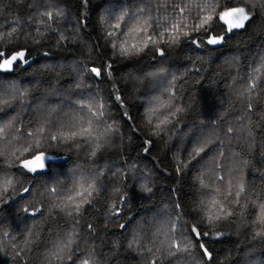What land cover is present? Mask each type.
<instances>
[{
  "label": "trees",
  "instance_id": "obj_1",
  "mask_svg": "<svg viewBox=\"0 0 264 264\" xmlns=\"http://www.w3.org/2000/svg\"><path fill=\"white\" fill-rule=\"evenodd\" d=\"M118 1L121 0H0V51L12 54L26 50L28 60L27 64L18 61L11 71L0 72L1 81L18 79L27 86L16 92L17 105L12 101L15 94L6 97L11 100L9 104H0L3 115L5 111L14 115L16 110H24L18 120L8 124V132L1 138L5 144L15 139L9 150L24 147L6 157L0 153V185L5 179L13 182L6 193L0 189V264H82L89 254L97 264H153L152 254L165 239L155 235L159 228L155 213L165 216V222L171 217L176 221L177 234L182 231L189 240L192 225H198L201 233L209 232L202 236V242L211 258L201 255L199 246L191 241L195 262L245 264L251 258L263 264L264 224L257 231L253 220L259 206L264 205V79L260 76L264 63H256L264 52V11L257 5L244 28L229 32L219 13L229 7L251 9L255 0H155L159 19L168 17L170 23L188 24L190 35L181 36L178 44H149L139 55L122 57L113 55L107 35L112 26L104 19L107 8L118 9ZM47 12L53 13L50 27L45 26L49 23ZM206 15H212L207 31H194L198 20ZM210 35L223 36L224 40L218 45H207ZM193 39L205 43L197 47L191 43ZM157 47L164 50V56L156 51ZM108 65L110 74L105 71ZM93 66L101 69L100 77L87 73ZM250 70L252 77L255 74L257 87L240 98L234 93L230 96L228 88L247 80ZM168 71L172 73L165 75V82H171L172 87L159 98L155 93L158 87L154 86L158 84L150 78ZM76 92L80 97L77 100L65 98ZM51 93V101L58 109L47 117L29 111L32 102ZM85 93L104 103L105 119L119 129L106 138L105 146L95 157L90 154L91 145L83 139L57 143L37 135L41 127L45 135L56 131L59 125L52 127L54 121L67 125L83 116L76 108L89 103ZM170 93L175 94L171 101ZM58 94L66 95L60 98ZM151 98L183 109L159 135L153 134L154 129L147 122ZM163 110L153 117V123L167 114ZM244 114L246 118L239 126L244 127V135L240 136L250 138L249 145L235 142L237 133L228 132L229 127H238L237 118ZM193 137H199L197 143L208 141L195 159ZM37 140L41 142L39 148L24 151L31 144L35 146ZM228 150L234 152L236 165L245 167L247 200L254 208L231 206L241 214L209 226L203 220L201 165L214 160L222 163L218 152L229 155ZM40 152L67 160H47L45 169L35 173L21 167V161L33 159V154ZM178 166H182L179 172ZM216 167L219 176L224 175L226 164ZM74 171L77 175L103 173L97 183L99 191L81 209L78 223L60 213L50 195L53 187L58 193L71 189ZM145 183L151 192L141 190ZM25 188L30 191L25 193ZM113 206L119 210L118 215ZM26 208L28 212L24 211ZM36 209L40 211L31 215ZM69 234L75 236L72 259H67L66 252L60 253L63 259H59V242ZM180 258L186 264L189 261Z\"/></svg>",
  "mask_w": 264,
  "mask_h": 264
},
{
  "label": "snow or ice",
  "instance_id": "obj_2",
  "mask_svg": "<svg viewBox=\"0 0 264 264\" xmlns=\"http://www.w3.org/2000/svg\"><path fill=\"white\" fill-rule=\"evenodd\" d=\"M243 2V0H241ZM259 5L262 11H264V0H255L252 8H248L247 6H239V7H229L226 10L219 13V19L223 20L227 25V31L231 32L234 29H242L245 26V22L251 19L252 10ZM181 13H183V9H181ZM41 16L45 15V13H41ZM49 23L45 25L46 27H50V22L53 18L52 12H47ZM57 16L60 14L57 13ZM127 15V13H125ZM147 14L144 10H141L138 13L128 16L129 21H134L132 26L128 29L127 32L123 31H111L108 32V37L111 40V48L113 50V55H119L122 57H130L133 55H139L140 52L144 51L145 48L149 46V44L156 46L158 44H178L181 36L187 37L190 35L188 31V24H183L179 21L176 23H170L168 17H165L163 20L159 18H151L145 19ZM212 20V15L202 16L194 27V31H199L204 29L207 31L206 25ZM115 30H120V24L117 23L113 25ZM151 29V34H149V30ZM16 31L15 28L12 29L14 33ZM143 34V42L142 46L137 43H128L129 36H140ZM9 36L11 33L8 34ZM124 36L123 40H120V37ZM167 37V38H166ZM63 39V36L61 37ZM224 40L223 36H213L210 35L207 39V45H218L222 43ZM197 47H200L201 44L205 43V41L201 39H193L191 41ZM156 51L159 52L160 56H164V50L157 47ZM47 55V53H45ZM25 51H17L12 54L8 52L0 51V71H11L14 68V65L19 62H23L25 64L28 63V60L25 58ZM264 66V64H262ZM111 66L108 65L105 71L110 74ZM160 68V67H157ZM257 72L259 69L256 70ZM87 73L93 74L95 77L101 76V69L99 67H91L87 69ZM85 73V74H87ZM146 78H149L146 75ZM155 81L156 84H161L166 80V77L156 76L154 78H150ZM175 77L173 76V80ZM252 83L246 84L244 90L240 93L241 96L246 94H250L253 89L257 87L255 74L252 78ZM79 86V85H78ZM172 87V83H168V87L166 90H170ZM117 100H120V97H116ZM175 99V94L170 93L169 100ZM3 100V96L0 95V101ZM164 108L167 111V114L163 115V118H158L157 122L153 123V116L160 112V109ZM249 109H251V104H249ZM76 111L78 113H83V116H78L75 118L70 124H63L59 121H54L52 123V127L59 125L56 131H50L47 135L44 134V128L41 127L37 135L43 136L44 140L50 142L57 143H68L69 141H76L79 139L85 140L89 145H91V156L95 157L97 152L105 146L106 138L109 136L115 135L119 132V129L112 124H109L105 119V105L103 102L99 101L98 98L93 97L89 99L88 104H80L77 106ZM183 109L180 107H174L171 104H159L158 106L150 107L147 112V122L154 129L153 134L159 135L161 132L167 130L166 126L172 123V119L175 118L176 114L182 112ZM233 129L231 127L228 128V132L231 133ZM31 136L32 133H29ZM208 143L207 140L197 143V145L193 148L192 159L199 156L201 152L204 151V144ZM41 146V142L37 140L35 146L30 145L25 148L24 151L28 152L35 148H39ZM77 147L79 145L77 144ZM147 151V149H145ZM222 155V153H221ZM50 157L43 152L39 154H33V159H25L21 161V167L26 169L30 173L37 172L39 169H44L46 167V162ZM191 163V160L188 161ZM182 166L177 167V171L181 170ZM210 171L215 174L216 169H210ZM103 173H92L86 174L84 172H80L78 175L73 172V187L68 189L64 193H58V189L53 187L50 189V195L54 198L53 206L56 207L60 213L74 223H78L79 216L81 214V209L85 204H90L93 193L98 192L99 188L97 187V183L100 180V176ZM208 172L203 173L202 178L199 180V183L202 188L208 189L209 185L204 182L203 176H207ZM147 179V177H145ZM215 180L221 184L227 183L229 186L228 196L232 195V181L225 179L224 176H215ZM11 179L3 180L2 185H0V189L3 192H7L9 187L12 186ZM141 190L145 192H151L152 189L146 183L141 185ZM30 189L25 188L24 192L28 193ZM214 195L211 196L210 199L206 202V210L204 213L203 220L209 226H214L216 222L220 220H226L228 217L232 216V210L230 207L226 208L225 204L221 202L217 197L219 195V189L211 190ZM244 193V186L240 184L238 186V190L235 192V203L239 204L240 197ZM227 199V197H225ZM260 215L258 217V222L264 224V205H260ZM218 209V211H217ZM113 210L116 214H119V210L113 206ZM25 212H28V209H24ZM40 209H36L31 213V215L35 216ZM179 219V217H178ZM89 229L92 228L91 225L88 226ZM124 225H121L123 228ZM181 228L184 225L180 226ZM178 233L176 221H174L171 217L160 225L157 232L155 233L156 237L163 236L164 240L160 241L161 246L167 249V252L170 256H177V253L181 252H189L192 247L191 241H195L201 250V255L211 258V254L208 252L207 248L204 246L202 242V236H208L209 232L205 231L201 233L198 225H192L189 228V234L191 240L184 238V233L182 231ZM261 233H257L260 235ZM4 237H9L8 233H3ZM178 241V242H177ZM75 243L74 234L67 235L66 238L62 239L59 242V250L57 253V258L63 259V256L60 253H67V259H72L71 246ZM77 247L79 245L77 244ZM151 252V249L149 250ZM80 259V257H77ZM97 264L96 260L92 255H88L86 258H83L82 264ZM155 264V261L153 262Z\"/></svg>",
  "mask_w": 264,
  "mask_h": 264
},
{
  "label": "rangeland",
  "instance_id": "obj_3",
  "mask_svg": "<svg viewBox=\"0 0 264 264\" xmlns=\"http://www.w3.org/2000/svg\"><path fill=\"white\" fill-rule=\"evenodd\" d=\"M144 1L146 2H151L153 5H149V6H146V4L144 3ZM155 0H121L120 2L118 1L116 3V7L118 8L117 10L114 9V6L113 7H109L105 10L104 12V19L105 21L107 22V24L110 26H112V31H123V32H127L128 29L132 26L133 23L127 19L128 16L130 15H133L135 13H138L140 12L141 10H144V12L147 14L146 17L147 19L149 17L151 18H159V14H158V11H157V7H156V4L154 3ZM212 1V0H211ZM166 2V1H165ZM119 3H123V4H119ZM155 5V6H154ZM207 6H211V5H207ZM150 8V9H149ZM149 9V10H148ZM125 13H127V15H125ZM247 22V21H246ZM245 22V23H246ZM119 23L120 24V30H115L113 28V25ZM151 32V29L149 30V33ZM125 37L124 36H121L120 37V40H123ZM143 42V34H141L140 36H129L128 37V43L129 44H132V43H137L138 45L141 44ZM233 60V59H231ZM264 63V52L261 53V55L258 57V60H257V65H260L261 63ZM255 69V68H254ZM0 72H7V71H0ZM250 72V75H248L247 77H249L247 80H242V81H239L240 85L239 86H231L228 88V94L231 96H237L238 98L242 97L240 95V93L242 92V90H244L246 84H250L252 83V76H251V72L252 70L249 71ZM172 72H167L164 74L165 75H169L171 74ZM261 77H263L264 79V73H262V75H260ZM162 85V86H160ZM160 85H154L156 88L158 87V90L155 91L156 94H158V97L161 98V95H163L164 93L168 92V90H166V88L168 87V83H166L165 81L163 83H161ZM27 86L19 81L18 79H8L6 81H1L0 80V95L3 96V100L0 101V104H9V102H11V100L9 101V99L6 100V97H12L14 96V94L16 95L17 93L16 92H20L22 89H25ZM161 87V89H160ZM244 87V88H243ZM154 89V88H153ZM59 96L57 97H60L62 98V96H65L66 94H58ZM23 96V95H22ZM85 98L89 99L91 98V96L87 93H85ZM51 98L53 99L54 98V94L51 93L50 95H47L43 98H40V100H36L34 102H32V104L28 107H30L31 112H36L38 113L39 115H41V113H43V115L45 117L49 116L51 114V112L55 111L56 109H58L55 105H53L54 103L51 101ZM68 101H70L71 99H74V100H77V98H80L79 97V92H76L74 93V96L72 97L70 94L66 97ZM84 98V97H83ZM154 98V97H153ZM86 99V100H87ZM17 100V95L16 97L12 100L15 104H16V101ZM88 101V100H87ZM159 100H155V99H150L149 101V108L152 106H155L156 104H159L160 102H158ZM158 102V103H157ZM59 104L61 105V102L59 101ZM155 104V105H154ZM0 105V107H1ZM33 106V107H32ZM164 108H161L160 111H164L163 110ZM17 111V112H16ZM15 114L14 115H7L6 114V111L4 112L5 115H3V112L1 113L0 112V153H3L1 155L3 156H8L10 154H16V153H19L20 150L24 147V146H16V147H13V149H10L9 150V147L10 145H12V142L15 141H6L7 144H5L4 142H2L1 138H5V134L8 132V124L9 123H13L15 122V120H18V115L23 113L24 110H16ZM157 115V114H156ZM156 115H154L153 117H155ZM246 118V114H244L243 116L241 115L239 118H237V121L236 123H239L235 128V130H233V133H237L236 136H238V139L235 138L234 141L237 142V141H242L244 142L245 144H250L252 143L251 142V139L250 138H247V139H242L243 136L241 137L240 135H244L242 133V130H244V127L242 126V129L239 128L242 120ZM224 130H222L223 132ZM189 140V139H188ZM191 140V139H190ZM189 140V141H190ZM194 144V147L197 145V142L199 141V137H196L194 138L193 137V140H191ZM186 143H187V140H185L184 142V146H186ZM32 145V144H31ZM183 146V147H184ZM193 147V148H194ZM227 152H229V155H227L226 153H221L218 152V157L222 160V163H217L213 161H210V162H207V164H205V162L201 165L202 166V171H201V174H200V179L202 178V175L203 173L205 172H208V175L207 176H203V179H204V182L206 184L209 185V188L208 189H204V198H203V201H202V207H203V214L205 213V210H206V202L208 199L211 198L212 195H214L215 193H213L211 190L212 189H219V195H218V199L223 202L225 204V207L228 208L231 206L233 207H241V209H247L248 207H252L254 208V205L250 203V200H247L248 199V196L249 194L247 193L248 189H247V182H246V178H245V175L243 173V169L245 168H242L241 166L239 165H236V162L237 159L232 156V155H235L234 152H230V150H228ZM7 154V155H6ZM223 163L226 164V167L225 169H223L224 171V176L226 181L227 180H231L232 181V188H231V191H232V195L231 196H228V191H229V186L227 183H224V184H221L219 182H217L215 180V176L219 175V172H217V167L216 165H222ZM45 169V168H44ZM210 169H216L215 171V174H213ZM38 170H42V169H39ZM240 184H243L244 186V193L242 194V196L240 197V201H239V204H236L235 203V192L238 190V186ZM247 190V191H246ZM225 197H227V199H225ZM249 201V202H248ZM254 203V202H252ZM256 204V203H255ZM232 210V208H231ZM218 211V209H217ZM232 213L233 215L234 214H241V213H238V212H235V210L233 211L232 210ZM260 215V211H258V216L256 217L255 220H253V224L255 227H257V231H260L259 229V226L261 225V223L258 222V217ZM154 218H156L158 221L156 222L158 227H160L161 224H163L165 221V216L159 214V213H155L153 215ZM157 225H154V226H157ZM259 229V230H258ZM256 230V228H255ZM186 238V237H184ZM188 239V238H186ZM178 242V241H177ZM158 252V253H156ZM156 252L154 254H152V257H151V260H154V261H157L159 262V264H186L181 257L185 258L187 260V258H189V261L187 262V264H200V262H195V260H193V254H192V251L190 250L189 252H181V253H177V256L173 257V256H170L167 252V249L165 247H162L161 246V243L158 244L156 246ZM185 260V261H186ZM182 261V262H181ZM260 262V260H257ZM256 260L254 259H247L246 263L245 264H258ZM264 264V263H263Z\"/></svg>",
  "mask_w": 264,
  "mask_h": 264
},
{
  "label": "water",
  "instance_id": "obj_4",
  "mask_svg": "<svg viewBox=\"0 0 264 264\" xmlns=\"http://www.w3.org/2000/svg\"><path fill=\"white\" fill-rule=\"evenodd\" d=\"M48 156L50 157L48 160H52L54 162H61L67 160V157L54 156V155H48Z\"/></svg>",
  "mask_w": 264,
  "mask_h": 264
}]
</instances>
